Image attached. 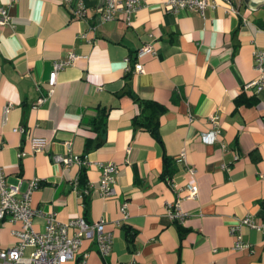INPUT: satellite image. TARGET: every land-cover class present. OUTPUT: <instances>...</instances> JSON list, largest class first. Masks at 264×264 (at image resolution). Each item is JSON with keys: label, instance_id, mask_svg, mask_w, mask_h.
<instances>
[{"label": "crops", "instance_id": "crops-1", "mask_svg": "<svg viewBox=\"0 0 264 264\" xmlns=\"http://www.w3.org/2000/svg\"><path fill=\"white\" fill-rule=\"evenodd\" d=\"M216 1L203 14L146 0L130 24L103 21L99 0H83L85 17L73 12L78 0H0L11 17L0 24V165L22 192L39 179L31 195L42 212L33 218L36 230L52 214L108 223V256L95 240L83 241L80 255L90 264H264V230L241 224L247 216L264 223V92L250 86L261 76L254 54L264 49V7L235 1L236 13ZM145 45L153 52L128 83ZM70 53L78 58L59 71L51 92L54 64ZM242 93L251 105L237 106ZM137 98L166 106L162 141L134 124ZM218 130L213 143L202 138ZM58 155L87 158L88 211L77 184L82 164ZM165 157L174 162L169 179ZM100 163L119 168L114 197L100 189ZM188 183L198 184V197H186ZM176 203L183 219L172 215ZM125 225L137 231L135 240ZM13 229L0 224V250L17 244ZM238 237L250 248L237 249Z\"/></svg>", "mask_w": 264, "mask_h": 264}, {"label": "built area", "instance_id": "built-area-1", "mask_svg": "<svg viewBox=\"0 0 264 264\" xmlns=\"http://www.w3.org/2000/svg\"><path fill=\"white\" fill-rule=\"evenodd\" d=\"M16 1V0H12ZM146 0H107L106 4L98 9L101 19L103 21H110L115 19L125 20L127 23L133 22L134 15L143 6ZM231 3L232 10L237 13V9L233 6L236 1L242 0H225ZM244 1V0H243ZM246 1V0H245ZM235 2V3H236ZM77 8L74 9V14L79 17H85L86 8L83 0H78ZM218 5L216 0H166L165 8L168 11L179 12L183 9H191L200 11L205 14L210 8H215ZM248 5V3H247ZM249 6V5H248ZM249 9H252L249 6ZM11 20L8 8L0 6V24L8 23ZM153 52L152 45H145L142 47L137 55V60L134 65L136 72H143L144 66L139 59L145 55ZM255 66L261 73L259 79L250 83V86H255L258 92H264V49L256 50ZM77 55L70 53L66 60L56 61L54 69L50 73L49 85L50 91L57 83V76L60 70L65 66L74 63ZM44 98L40 99L42 102ZM216 120V117H212ZM24 131L23 128H20ZM218 131L211 133H203L202 138L210 143H213L218 135ZM39 140L35 141V148L39 149ZM25 152L21 155L24 156ZM185 158V152L179 157L178 161L182 162ZM57 161L65 164L72 162L87 165V158H82L77 155H58ZM102 178L100 182V189L106 198H111L116 195L114 184L116 182V175L118 173V166L115 163H100ZM190 172L194 174V170ZM7 173L0 165V224L4 220H8L14 225L13 234L17 238V244L13 247L0 250V264H66L74 261L76 264H90L88 254H81L82 244L84 240H95L97 242L98 251L103 256H108L113 247L112 233L108 229V223L105 220L96 222H89L85 217L80 216L70 219L67 222L59 221L54 214L47 218V225L44 231H38L33 226V218L36 215L42 214L32 206L31 195L32 192L40 185L39 179H34L27 191H21V182L18 184H8L6 181ZM78 184V182H77ZM187 198L198 197L199 187L197 183H188L186 185ZM127 203L123 206V211L126 213ZM174 212L172 215L176 219H183L187 213L181 208L180 203L174 205ZM242 225H249L252 227L264 230V223L256 224L250 217H244L241 220ZM240 224V225H241ZM19 227H16V226ZM239 226L234 227L238 230ZM237 249H248L250 244L242 241L238 237L236 242ZM31 250L27 254L28 250ZM128 264H138L133 261Z\"/></svg>", "mask_w": 264, "mask_h": 264}, {"label": "trees", "instance_id": "trees-1", "mask_svg": "<svg viewBox=\"0 0 264 264\" xmlns=\"http://www.w3.org/2000/svg\"><path fill=\"white\" fill-rule=\"evenodd\" d=\"M134 65L131 67L130 71L127 72L125 75V78L128 80V83L130 81V78L133 73ZM130 91V89H128ZM139 107L140 112L139 114L134 118V124L137 127H141L145 130H149L158 140L162 141V138L160 136V118L161 115L166 111V106L163 104H160L153 100H143L141 98L136 99ZM237 106H240L242 104L245 105H251L253 103L252 98H248L245 96L244 93L239 94L236 99ZM106 116V115H105ZM103 121V118H101ZM104 123L98 122V127H103ZM102 129V128H101ZM100 129V130H101ZM99 130V131H100ZM87 166L82 165L80 175L78 178V187L80 188L81 194L84 198V205L86 210L88 211L90 206V189L88 187V177H87ZM174 171V162L171 158L165 157V167H164V177L166 179H169ZM126 227V235L127 239L135 240V237L137 236V231L132 230L131 226ZM179 229H182V226L179 225Z\"/></svg>", "mask_w": 264, "mask_h": 264}, {"label": "water", "instance_id": "water-1", "mask_svg": "<svg viewBox=\"0 0 264 264\" xmlns=\"http://www.w3.org/2000/svg\"><path fill=\"white\" fill-rule=\"evenodd\" d=\"M104 0H99V3L97 5V9L101 8V5L103 4ZM248 5L253 9L256 10L262 6H264V0H246Z\"/></svg>", "mask_w": 264, "mask_h": 264}, {"label": "rangeland", "instance_id": "rangeland-1", "mask_svg": "<svg viewBox=\"0 0 264 264\" xmlns=\"http://www.w3.org/2000/svg\"><path fill=\"white\" fill-rule=\"evenodd\" d=\"M262 7H264V6H262ZM262 11V10H261Z\"/></svg>", "mask_w": 264, "mask_h": 264}]
</instances>
